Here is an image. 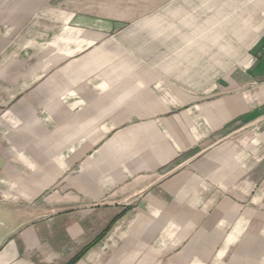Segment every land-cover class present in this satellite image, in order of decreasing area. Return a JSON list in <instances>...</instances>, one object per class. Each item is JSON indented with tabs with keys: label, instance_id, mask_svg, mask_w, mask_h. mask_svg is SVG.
<instances>
[{
	"label": "crops",
	"instance_id": "1",
	"mask_svg": "<svg viewBox=\"0 0 264 264\" xmlns=\"http://www.w3.org/2000/svg\"><path fill=\"white\" fill-rule=\"evenodd\" d=\"M17 10L45 11L54 67L10 104L31 124L0 152V264H69L108 228L75 264L112 260L134 203L165 207L151 216L165 243L122 264H264V0H25L0 26ZM140 31L170 43L154 65L119 51ZM39 108L57 123L43 137Z\"/></svg>",
	"mask_w": 264,
	"mask_h": 264
},
{
	"label": "rangeland",
	"instance_id": "2",
	"mask_svg": "<svg viewBox=\"0 0 264 264\" xmlns=\"http://www.w3.org/2000/svg\"><path fill=\"white\" fill-rule=\"evenodd\" d=\"M54 1L58 3L63 2V0ZM23 2H25V0H0V7L5 5L9 9L13 4ZM10 14L16 16V20H12L11 25H7V27H4V24L0 26V32L10 31L9 35H11L12 39L16 37L17 40V42L13 44V47L10 48L12 56L0 58V152L3 151V149L5 150V148L13 147L12 140L7 137L10 136L13 131L21 129L30 132V122L14 123L9 118V114L12 109H14L13 106L10 105L14 102L13 99L18 94H20V96L25 95L27 91H24L23 88L26 86L29 87L33 82L36 83L38 80H41L40 82L45 80L48 72L54 67V65H52V60H48L44 57V52L48 50L47 42L52 38V34H48L46 29V20L44 19L43 21V19H41V21H37L33 19L37 14L40 16L44 14L43 16L45 17V11L43 13L41 11L32 12L28 10H17L11 11ZM159 40L158 36L145 37L140 31V33L136 35L135 40L131 43H127L126 40L120 41L119 51L121 53L127 51L141 55L146 54L150 58L151 64L154 65V63L159 61V56L161 54L168 52L170 45V43ZM139 61L142 62L143 59ZM118 77L120 81L122 79L124 81L126 80L125 74H120ZM139 110L140 112L136 113L134 120L127 121L124 125L125 127L142 125L146 122L141 109ZM31 119L32 125H38V133L41 137L45 136L54 126H57V123L55 122L56 124H54L52 120L48 122L47 113L44 108H39V111L35 112V115ZM106 141L108 140H105L104 144ZM116 144L121 145L118 142ZM87 157L89 158L90 155ZM3 160L5 159L3 158ZM81 163L82 162H78L71 165L76 169L81 166ZM179 163L180 162H177V160L172 162L170 166H168V168H171L167 171L179 168ZM70 174L72 173L68 172V176ZM4 189L6 188L0 190V200H3V193H1V191ZM1 205H5V203H1ZM13 205L14 203H8V206L12 209H14ZM15 205H17L16 207L19 209H24L25 206H28V204L22 203H17ZM132 206L135 208L136 217L134 219L135 224L132 232L127 238L120 241L117 251L113 253V256H110V258H113L112 260L104 258V260H101L98 264H112L115 261L117 262V259H121L123 254H125L123 259L124 262L129 260L135 263L153 262L152 260L159 257V253H154L152 250H154V248H160L165 242L160 230H157L160 226L159 219H153L151 216L153 215L152 212L158 209H160L159 211L164 215L166 210L165 207L158 203H134ZM142 212H145L147 216L138 218V216L142 215ZM149 220L151 223L148 225ZM148 226L151 228V231H156V233L148 234L147 230H143ZM162 253L164 254V252ZM109 255H111V253H109ZM118 262L122 264V261Z\"/></svg>",
	"mask_w": 264,
	"mask_h": 264
},
{
	"label": "trees",
	"instance_id": "3",
	"mask_svg": "<svg viewBox=\"0 0 264 264\" xmlns=\"http://www.w3.org/2000/svg\"><path fill=\"white\" fill-rule=\"evenodd\" d=\"M109 229V228H108ZM108 229H106L93 243H91L90 245H88L84 250H82L77 256H75L71 262L69 264H75L77 261H79L84 255L85 253L92 248L98 241H100L106 234V232L108 231Z\"/></svg>",
	"mask_w": 264,
	"mask_h": 264
}]
</instances>
